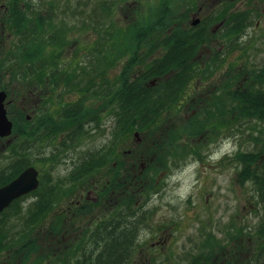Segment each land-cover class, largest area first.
Segmentation results:
<instances>
[{
  "label": "rangeland",
  "instance_id": "374dc122",
  "mask_svg": "<svg viewBox=\"0 0 264 264\" xmlns=\"http://www.w3.org/2000/svg\"><path fill=\"white\" fill-rule=\"evenodd\" d=\"M37 1H39L38 5L33 6L36 9L30 11L32 23L41 20L38 13L43 14L47 18L49 14L52 16V22L46 20L45 27L47 32L44 33L47 36L52 31L58 32L60 45L59 47L55 46L57 49L50 45L49 49L55 50V54H61L65 61H72L73 71L77 69L78 80L82 89L64 94L63 99L59 101V96L56 95L55 91L52 92L50 89L45 88V84L39 87L36 86L37 88L35 86L31 87V85L24 84L25 80H12L11 74L8 72L3 77V82L9 83L10 88L14 90L10 96H12V101L15 99V110L22 107L24 101L21 98H25V101L30 100L32 104L42 97L43 103L49 102L47 105L53 110H57V107L59 108L61 105L73 104L80 99H85L87 100V108L94 112V118H91L90 115L84 130L90 129V123L95 127V129L91 130L90 135L87 136L86 132L80 135L81 140L76 144L77 146L75 148L72 147L66 156L60 153V162L50 166V162H42L45 156H43V147H39V144L33 145L32 148H34L31 150H23V148L31 144V141L28 136L29 133L25 132L23 118L20 119L14 110L15 113L11 115L10 119L13 121V128L14 124H18V120L15 121L14 118L19 119L22 134L18 135L13 131L9 136L0 137V168L11 161L12 156L15 155L13 151L15 145L16 148L20 151L23 150V153L29 155L35 162V167L39 171L40 185L42 180L46 181L48 178H52L53 182H56V178L64 176L74 169L73 166L79 163L80 156H84L91 150L94 151L102 145L113 141L117 112L111 106L102 108V105L105 104L102 102L100 94L95 95V93L103 92L107 86L116 84L122 68L126 67L131 58L136 56L138 61L141 57L144 58L146 47H142L138 52L134 50L124 51V48L128 43L131 46H135L136 41L131 40V31L143 29L145 32L144 28H147L146 31L151 29V26L147 24H149L150 20L156 18L161 5H165V8L171 5V9L168 7V11L173 13L175 21L178 20L177 17L181 13L180 11L186 12L185 10L189 8L188 4L190 3L193 5L192 8L195 9H193L195 18L200 17L202 14L210 13L211 10L219 7L221 3H231L232 11L252 10L253 13L252 24L241 32L240 38H237V44L232 49L226 50L227 39H223V37L218 35L219 33L216 41H209V43L204 41L205 45L199 49L196 59L192 60L193 68L194 66L197 67V65L208 66L220 52L221 56L224 52L227 53L226 58L221 62L222 64H218L222 60L217 62L219 67L215 76H211L210 71L206 70L205 72L208 73L201 77H196L192 83L188 84V89L186 88L187 84H185L181 94L185 92L184 90H187L191 91L192 96H194L204 91L203 96H208L207 90L213 89V87H210L212 84L216 86L214 91L220 96V99H226L227 96H224L226 92L225 83L231 84L229 90H234L235 94L237 91L249 87L253 91L264 90V76L256 77L259 70L264 69V0H115L116 3H113V0ZM105 2L113 8L112 14L107 18L102 17L100 13L102 11L100 5ZM9 3L10 0H0V59L3 56L10 55L11 53L9 52L11 51L15 54L17 46L21 44L20 36L12 32L9 25H5L1 20L3 12L8 9ZM198 7H202V12L197 13ZM95 10H97L96 13H94ZM190 20H184L181 23L182 27L186 25L189 27ZM49 22L53 23L54 26L50 27ZM113 23L115 26L111 27ZM176 24L172 26L175 27ZM144 37L142 35V38ZM143 42L141 46L145 45ZM113 46H115L114 51H112ZM94 48H102L103 54L92 62L91 55L97 51ZM228 51L231 52L229 56ZM158 55H160V52L153 53L149 60L154 59ZM207 56H210V58L204 61L203 65L200 61L201 57L205 58ZM90 61L93 64L89 63ZM138 69L139 66L136 65L131 77L134 76ZM170 74L173 75L175 73H169L162 78H155V84L168 78H173L174 76ZM182 78H184V75ZM46 92H49L48 95ZM9 100L8 95L6 104ZM182 100V97L178 99L171 112L160 117L158 136L156 134L145 136L143 132H138V137H135L134 132L129 137L124 138L121 136L117 144L119 146L118 152L121 151L120 157L123 158L125 164H130L138 161L140 155H145L148 144L155 136L158 142L164 145L159 150L160 152L162 151L161 155L164 156L166 161L165 165H161L159 162V165H157L162 166L158 169L156 177L158 179L157 185L162 186L163 192L158 190L161 194L153 199L154 193L151 192L152 190L146 191L144 195L135 193L140 200L131 205V211L134 212L138 209L142 204L141 201L146 199L149 203L145 210H153V213L147 221L148 226L145 225L143 227L141 220H134V214L131 216L132 218L129 217V220L125 221L127 229L136 227L132 233L136 234L138 232V236L134 240L138 248L134 255L131 256L129 264H143L141 263L143 257L139 253L141 248L145 249L144 252L147 251L146 249L150 252L145 254V258L149 262L150 256L154 254L156 259L153 263L177 264L174 253L176 255L178 253L183 254L184 248L191 249L193 247L191 245L195 244L196 240L197 242H202V232L204 233V231V235L209 231L214 233L218 238V242L224 247H228L229 228L234 226L231 223L235 224L236 264H260L262 260L252 257L246 259V257L248 251H251L253 255L256 254L258 252L256 246L263 240L255 235L253 231L259 227L264 219V210L258 201L254 181L249 179L241 183L238 179L243 163L237 158V155L240 152L264 150V121L242 119L237 114H230L225 119L218 116L214 120L206 121L205 111L202 110V107L191 105L190 101H193L192 98L184 104L180 103ZM195 115H198L202 124V119L205 120V126L201 134L196 137H189L183 134L177 140L179 145L176 146L177 150L173 154H169L170 150H167L168 154L163 153V150L167 148L166 143L169 140V136L168 139L165 135L162 137V132L160 131L169 128L171 124L175 128L189 124L188 120ZM99 125L102 126L103 130L96 129ZM228 128L233 129V131L225 135L228 132ZM27 141H30V144H26ZM137 141L140 143L137 144ZM54 143H58V138L54 140ZM159 146L157 145L156 149ZM50 149V147L47 148V152H50ZM53 150L55 151L54 148ZM196 150L203 154L197 156L195 154ZM106 175L103 174V177L96 176V178L92 179V183L103 184L104 181L107 182L109 176ZM69 190L71 189L65 188L63 190L61 195L64 196L59 197V201L64 199L70 192ZM32 200H34V197H28L22 202L25 209H28ZM99 218V216L94 218V222H97ZM86 220L81 222L85 223ZM13 223L16 224L14 230L12 227ZM43 226L46 225L26 227L30 233L32 232L37 237L40 245L39 251L32 253L27 258L25 256L26 250H20L17 252L19 254L15 253L16 256L8 250H4L0 253V264H24L25 261L28 264H34V262L59 264L57 258H55L57 252H68L71 264H77L78 256H80V253L74 249V243L77 239L74 235L72 236L69 227H64L62 224L63 228L58 235H53L50 232L44 235V231L41 229ZM138 226H140L139 229L137 228ZM6 228L9 230V234L11 232L14 235L15 245L19 246L20 243L17 241L23 235L22 223H19L17 218L13 217L12 221L9 224L7 223ZM238 232L241 234L240 236L237 235ZM196 249V247L193 248V250ZM240 250L241 253L239 252Z\"/></svg>",
  "mask_w": 264,
  "mask_h": 264
},
{
  "label": "trees",
  "instance_id": "16d2710c",
  "mask_svg": "<svg viewBox=\"0 0 264 264\" xmlns=\"http://www.w3.org/2000/svg\"><path fill=\"white\" fill-rule=\"evenodd\" d=\"M112 2L116 3L115 0ZM38 3L39 1L37 0H10L7 7L8 9L3 12V17L1 18L3 23L9 25L11 31L17 33L21 38V44L17 46L18 48L15 50V54L11 51L9 52L11 53L10 55L3 56L0 59V89L9 93L10 100L12 99L10 95L14 90L10 88L9 83L3 82V77L8 72H10L12 80H25L24 84L31 85V87H39L45 84V88L50 89L52 92L55 91L56 95L59 96V101L63 99L64 94L82 89L78 80V71L77 69L73 71L72 61H65L61 54H55V50L49 49L50 45L54 48L60 45L58 32L55 33V31H52L45 36L47 32L45 27L46 20L52 22V16L49 14L47 18L43 14L38 13L41 20L32 23L30 11L36 9L33 8V6H37ZM188 5L189 8H187V10H192V3ZM100 6V8H102V11H100L102 17H110L113 11L111 5L105 2ZM231 6L232 5L224 6L222 8L224 14L220 15L218 19L229 18L230 16L234 18L235 32L239 35V32H243L246 27L252 24L253 13L252 10L231 11ZM96 12L97 10L94 11V13ZM180 12L183 13L182 11ZM185 13H187V11ZM172 14L171 11H168V6L165 8V5H161L156 18L150 20L149 24H147L151 26L149 31H146L147 28H144L145 32L143 29H134L130 32L131 40L136 41L135 46H131L128 43L124 51L134 50L138 52L142 47H146L144 58L141 57L139 61L136 56L131 58V61H128L126 67L122 68L116 84L107 86L106 90L103 92L95 93V95L100 94V98H102V102L105 104L102 105V108H104V106H111L114 108V111L117 112L116 126L113 130V141L111 139V143L104 144L96 150H91L88 154L80 156L79 163L73 166V171H69L66 175L61 176L57 182H53L52 178H48L46 181L42 180L40 187L30 194V196L34 195L33 197L35 198L32 200L28 209H25L22 204V202L27 199V196L14 200L12 204L0 214V253L4 250H8L16 256V254H19L17 252L20 250H26L25 256L29 258L32 253L39 251L40 245L38 244L37 237L27 230V226H42L44 222H48L49 229L55 228L59 230L60 220L55 221L54 225L49 222L50 218H47V216L55 207V203L51 198L52 186L54 184L67 185L68 181H65L63 178L66 180L73 179L75 183L85 184L92 182V179L96 178L98 175L99 177H103V170L109 169L113 173L108 172L106 173L107 175H104L109 176L108 179L110 181H104L103 184L116 185L117 179L114 171L123 168L124 177L122 184L124 186H134L135 189L136 187L157 185V171L162 167L161 165L166 164L164 156L161 155L162 151L160 152L159 150L164 145L158 143V145H160L159 148L154 149L150 146L151 144H148L145 151V159L150 165L140 174H127L125 172L127 167L123 158L120 157L121 151L118 152L119 146L117 144L121 136L124 138L129 137L134 132H143L145 136L158 135L160 117L171 112V109L175 107V102L182 97L181 92L183 91L184 85L189 81L188 76L185 78H182V76L184 74H189V71L185 69V67L187 68L190 66L186 63V60L191 58L198 39L195 38L196 35H191L187 36L185 42L184 32L181 30L182 24L181 21H178L180 14L176 21ZM175 23H177L176 26L180 27L174 28L170 36L166 31ZM49 26L53 27L54 24L50 23ZM113 26H115L114 23L111 24V27ZM190 32L191 31H188L187 33ZM195 32L199 33L200 31L195 30ZM142 35L145 37L142 38ZM142 42L143 44L145 43V45L141 46ZM184 44H187L185 50L183 48ZM114 48L115 46L112 47V51H114ZM96 50V53L91 55L92 62L99 57V55L103 54L102 48ZM156 52H160V55L149 60L150 56ZM95 55L97 56L95 57ZM12 56L14 57L12 58ZM91 61L89 63H92ZM136 65L139 66V69L134 73L135 77H131ZM169 73H175L173 74L174 77L156 84L151 83L155 78H162ZM258 77H262V75H258ZM48 93L46 94L48 95ZM10 100L6 104L8 115H10L9 117L11 118V115L16 111L18 117L20 119L23 118L25 132L29 133L28 136L31 144L29 143L30 141H27L26 144L30 145L23 148V150H31L34 148H32L33 145L39 144V147H43V156H45L42 162H50V166L60 162V153L66 156L72 147L75 148L77 146L76 144L81 140L79 137L80 135L86 132L88 136L91 130L95 129L90 123V129L84 130L86 122L90 119V115L91 118H94V112L87 108V100L85 99H80L73 104L61 105L57 109V117L54 116V112L51 110L52 108L47 107V103L45 102L46 105L42 104L40 106L41 110L32 117L31 120L27 119L22 107L15 110V99L13 101ZM234 100L236 102L234 114H237L242 119H257L264 121L263 91H253V89L249 91H237ZM50 102L53 103L52 101ZM16 107L18 106L16 105ZM211 115L214 116L215 114ZM14 120H18V124H14L13 131L21 135L22 128H20L19 125L20 121L16 117ZM200 120L198 115H195L188 120L190 125L185 124L175 128L173 124H171L169 128L160 131L162 132V137L165 135L168 139L169 136L168 142L166 141L167 148L163 150V153L168 154L167 150H170L169 154H173L177 150L176 146L179 145L177 140L182 137L183 134L189 137H196L201 134L205 126V120L202 119L204 125ZM188 126L194 127L190 128ZM96 129L103 130L101 125L96 127ZM56 138H58V143H54ZM49 147L51 148L50 152H47V148ZM23 150L20 151L14 145L13 151L15 155L12 156L11 161L0 168V186L12 181L28 166H35V162H33L29 155H25ZM195 154L201 156L199 150H196ZM237 158L243 163V168L239 173V181L241 183L249 179L254 181L258 194V201L264 210V150L258 152H240ZM112 162H118L117 167H114L113 164H111ZM158 162L161 163L160 166H157L159 165ZM135 174L137 175L135 176ZM137 189H139L138 192L140 193L149 191V188ZM125 191L130 192L129 189H125ZM38 195H43V198H37ZM136 200L137 198L131 196L124 198V222L128 221L129 217L133 216L131 205H134ZM13 217H16L18 222L22 223L21 229H23V235L21 239L17 241L20 243L19 246L15 245L16 240L14 235H12L11 232L9 234V230L6 228L7 223L9 224ZM15 226L16 224L13 223V230ZM124 227L125 229L122 230V233L119 230H115L109 233L105 238L100 237L93 239L90 245L100 248L101 252L97 253V255H89L86 252L80 253L77 264H118V251L121 248H125L126 250L131 248L132 242L130 236L133 235V228L127 229L126 222ZM239 232L237 233L238 236L241 235ZM253 232L263 240L256 246L258 252L254 255L251 254V257L262 260L260 264H264V219ZM80 246L79 249L84 248L83 244ZM55 258H57L59 264L72 263L68 252H57ZM24 264H28L27 261H25ZM34 264L40 263L34 262Z\"/></svg>",
  "mask_w": 264,
  "mask_h": 264
},
{
  "label": "flooded vegetation",
  "instance_id": "af4514ba",
  "mask_svg": "<svg viewBox=\"0 0 264 264\" xmlns=\"http://www.w3.org/2000/svg\"><path fill=\"white\" fill-rule=\"evenodd\" d=\"M227 5L228 6L231 5V3L230 4L221 3L220 6L218 5L219 7H217L214 10H211L210 13L208 14L205 13V14H202L200 17H196L200 19V22L197 23L196 25H193V21L195 19L194 17L195 9L194 8H192V10H185L187 11V13L183 12L179 16V20H182L181 23L184 20L189 21L191 18L189 27H187L188 25L184 27L181 26V30L184 32V36H185L184 41L186 42L187 36H191V35H196L195 38L198 39L195 45V50L192 53L191 58L186 60V63L190 65L187 68L185 67V69L189 71L188 75L184 74V78L187 76L189 77V81L186 85V88L188 84H190V82L192 83L196 77L198 78V77L203 76L205 73H208V72H205L206 70L210 71L211 76L212 75L215 76L218 72V67H219L217 65V62L219 60H222L220 61V63H218V64H222L221 62H223V60L226 58L227 53L224 52V54L221 56V52H220L218 53L217 57L214 58L212 63L207 66V65H204V61L208 60L210 56H207L205 58L201 57L200 61L202 62L204 67L197 65V67L194 66L193 68L192 60L196 59L195 57L199 49L202 46H204L205 43H209V41L211 42L216 41V37H218L219 35L223 37V39H227L225 47H227L226 50H230L235 44H237V41H238L237 38L238 39L240 38L239 35L241 34V32H239V35L235 32L236 28L234 24L235 23L234 18L230 16L229 18L218 19L220 15L224 14L223 13L224 10H222V8ZM168 7L169 9H171V5H168ZM197 9H198L197 13L202 12V7H198ZM176 27H180V26H175V27L170 26L169 29L166 31V33H168L171 36L173 29ZM194 29L200 32L196 33ZM188 31H191V32L187 33ZM186 47H187V44L186 45L184 44L183 45L184 50ZM230 53L231 52L228 51V56ZM170 75L173 76L172 74ZM258 75L260 76L262 75L263 77L264 69L259 70ZM258 75L256 77H258ZM224 85L226 88V92L224 93V96H227L226 99L225 98L220 99V96L217 95L214 91L216 89V86L211 84L210 87H213V89L207 90L208 96H203L204 91L203 93H199V94L192 96L191 91L184 90L185 92L182 94V98L184 101L182 100V102L180 103L184 104L188 102L189 100H191L192 98L193 101H190L191 105L193 106L194 104L198 107H202V110L205 111L206 121L214 120L218 116H221L223 117V119H225L227 116H230V114L231 115L234 114L235 91L229 90L231 87L230 83H225ZM240 86L242 85L240 84ZM251 89L252 88L249 87L243 90L249 91ZM261 91L264 92V90H261ZM227 98H228V102H227ZM21 99L22 101H24L22 105V109L24 110L25 115H27V119H30V120L32 119L31 117H34L41 110L40 106L42 104L43 105L45 104V102L43 103L42 97L36 100L32 104L30 100L25 101V98H21ZM46 106L49 107L48 105ZM51 110L54 112V116L57 117V110H53V108ZM211 114H215V115L213 116ZM214 127L217 128L216 125H214ZM230 131H233V129L228 128V132H226L225 135L229 134ZM156 136L158 135L156 134ZM138 143L140 142L137 141V144ZM158 143L159 142L157 140V137L155 138L154 136L153 140L150 141L149 145L151 144L150 146L156 149ZM145 158H146L145 155H140V158L138 161L132 162L130 164L126 163L125 165L127 166V168L125 169V172L127 174L142 173V171L145 170L150 165V163H148ZM112 164L114 167H117L118 162H113ZM138 168L140 169L138 170ZM71 171H73V169ZM108 172L113 173L109 169H105L103 174H106ZM114 173L116 174V179H117L116 185L96 184L95 182L78 184V183H75L73 179L66 180L65 178L63 179L65 181H68L67 185H64V184L55 185L54 184L52 186L51 198H52V201L55 203L54 204L55 207L49 213L47 218H50L49 222H51L52 224H54L55 221L60 220V227H59V230H56L55 228L49 229V227L47 226L48 222H44L43 225H46V226H43L41 228L44 231V235H47V232H50L53 235H58L61 232L63 226L64 227L68 226L71 231L72 236L74 235V237L77 239V241L74 243L75 244L74 249L76 252L78 253L86 252L89 255H92V254L97 255V253L101 252L100 248L93 247V245H90V242L95 238H100V237L105 238L109 233H112L115 230H119L122 233V230L125 229L124 227L125 222L123 219L124 198L130 197V196L135 197L137 198L136 200V203H137V201L140 200L138 199L137 194H135V193H140L138 192L139 189L137 188L146 189L148 187V186L147 187L142 186V187H136L134 189V186H130V185L124 186L122 184L124 169L123 168L116 169ZM136 175L137 174H135V176ZM59 178H61V176L56 178V182L58 181ZM109 181L110 180L108 179V182ZM157 182H158V179H157ZM65 188H69L71 190H69L70 192H68V194L64 197V199H61L59 201V197L64 196V195H61V193L63 192ZM148 188L149 190H152L151 192L154 193V196H152V199L160 195L161 194L160 191L163 192L162 186H159V185L150 186ZM125 189H129L130 192H126ZM31 193H28L27 195H24V196H27V198L28 197L32 198L34 195L30 196ZM132 193H134L135 195ZM142 195H144V193H142ZM37 198L41 199L43 198V195H38ZM141 203L142 204L138 207V209H136L133 212L134 214L133 218L134 220H141L142 226L144 227L145 225H147V221L149 219V216L153 213V210H145V207L149 203V201H147L146 199L144 201H141ZM98 216L100 217L99 220L97 222H94L93 219L97 218ZM85 219H87L85 223L81 222L82 220H85ZM231 224L234 226H231L229 228L228 247L227 246L224 247L223 245H221L220 242H218L217 240L218 238L216 237V235H214V233L209 231L206 233V235H204L205 233L204 231V233L202 232V240H201L202 242H199V241L197 242L196 240L195 241L196 243L191 245L193 246L191 249L184 248L183 254L178 253V255H176L174 253V256L176 257V263L177 264H236L237 250H236L235 234H234L235 224L234 223H231ZM139 227L140 226H138L137 228L139 229ZM135 228L136 227H133V229ZM152 231H153V228H152ZM137 236H138V232L136 234L133 233V235L130 236L131 237L130 240H132L131 248H128L127 250L125 248H121L118 251L117 253V255L119 256L117 260L118 264H129L131 256L134 255V253L137 251V248H138L137 243L134 241ZM81 244L84 245L83 249L82 248L79 249V247H81L80 246ZM195 247L197 249L193 250V248ZM144 250H145L144 248H141L139 252L141 254V257H143V259H141V263L147 264L149 260L145 258V254L149 251L148 249H146L147 251L144 252ZM239 252L241 253V250ZM251 253H252L251 251H248L246 259H248V257L250 259ZM155 259H156V255L155 256L154 254L151 255L149 264H157V263H153L155 262Z\"/></svg>",
  "mask_w": 264,
  "mask_h": 264
},
{
  "label": "water",
  "instance_id": "95a60500",
  "mask_svg": "<svg viewBox=\"0 0 264 264\" xmlns=\"http://www.w3.org/2000/svg\"><path fill=\"white\" fill-rule=\"evenodd\" d=\"M200 22L199 18H195L193 25ZM152 84L155 80H152ZM7 92L0 90V137H6L13 132V121L8 115L6 107ZM138 132H135V137H138ZM40 178L39 171L35 166H28L16 178L9 183L0 186V214L8 208L12 202L21 198L28 193H31L39 188Z\"/></svg>",
  "mask_w": 264,
  "mask_h": 264
}]
</instances>
